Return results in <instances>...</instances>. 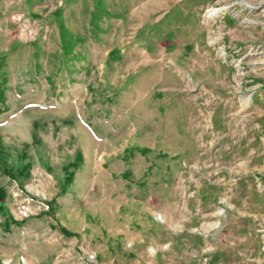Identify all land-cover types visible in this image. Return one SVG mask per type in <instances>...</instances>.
Here are the masks:
<instances>
[{
	"label": "rangeland",
	"instance_id": "obj_1",
	"mask_svg": "<svg viewBox=\"0 0 264 264\" xmlns=\"http://www.w3.org/2000/svg\"><path fill=\"white\" fill-rule=\"evenodd\" d=\"M0 264H264V0H0Z\"/></svg>",
	"mask_w": 264,
	"mask_h": 264
},
{
	"label": "bare ground",
	"instance_id": "obj_2",
	"mask_svg": "<svg viewBox=\"0 0 264 264\" xmlns=\"http://www.w3.org/2000/svg\"><path fill=\"white\" fill-rule=\"evenodd\" d=\"M223 8H212V9H210L209 11H212L211 12V14H215V13H217V12H219L220 10H222Z\"/></svg>",
	"mask_w": 264,
	"mask_h": 264
}]
</instances>
